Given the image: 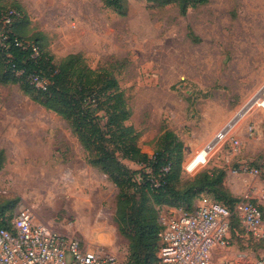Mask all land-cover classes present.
<instances>
[{
  "label": "rangeland",
  "instance_id": "obj_1",
  "mask_svg": "<svg viewBox=\"0 0 264 264\" xmlns=\"http://www.w3.org/2000/svg\"><path fill=\"white\" fill-rule=\"evenodd\" d=\"M122 2L123 11L103 0H0V6L20 5L21 28L57 63L80 53L84 63L119 79L143 152L152 157L166 129L179 135V188L201 171L226 167L224 188L239 199L251 176L233 168L264 154V143L247 133L249 122L264 124V109L249 110L264 95V0H208L186 13L177 3ZM234 122L238 150L228 139L206 164L188 169L189 159ZM122 163L137 172L147 168ZM118 193L108 175L88 162L67 119L25 94L21 82L0 84V212L12 218L23 202L37 221L129 258V239L116 219ZM202 195L230 203L209 190L195 198ZM231 233L232 246L219 248L214 264H254L264 240L248 233L237 215Z\"/></svg>",
  "mask_w": 264,
  "mask_h": 264
},
{
  "label": "trees",
  "instance_id": "obj_2",
  "mask_svg": "<svg viewBox=\"0 0 264 264\" xmlns=\"http://www.w3.org/2000/svg\"><path fill=\"white\" fill-rule=\"evenodd\" d=\"M103 1L107 6L123 11L122 0ZM148 1L159 5L177 3L181 12L186 13L190 6L208 0ZM11 8L20 10L22 14L13 24V33L34 40L41 51L32 58L29 48L11 44L9 59L0 46V84L21 82L25 94L67 119L72 132L87 152L88 162L99 167L117 185L116 219L121 233L129 239L131 264H157L156 252L162 228L159 212L162 206L191 209L194 198L209 190L217 196L227 197L230 203H223L234 208L239 199L233 198L224 188L225 168L213 167L201 171L184 188H179L177 184L184 160V142L179 135L166 129L156 139L153 156L143 152L138 144L139 132L130 123L132 111L119 79L106 68L95 69L87 65L80 53H69L57 63L38 39H30L21 28L24 13L20 5ZM9 9L0 6V17ZM15 69H24L25 72L18 76ZM31 73L47 78L46 89L30 83L28 77ZM124 159L147 168L141 172L131 170L122 163ZM129 189H133L138 197ZM1 217L5 222L7 216L4 211L0 212Z\"/></svg>",
  "mask_w": 264,
  "mask_h": 264
},
{
  "label": "built area",
  "instance_id": "obj_3",
  "mask_svg": "<svg viewBox=\"0 0 264 264\" xmlns=\"http://www.w3.org/2000/svg\"><path fill=\"white\" fill-rule=\"evenodd\" d=\"M21 11L10 8L0 17V46L10 59V45L29 48L31 57L40 54V46L34 40L24 39L13 33V24L21 17ZM11 39V41H10ZM10 41V42H9ZM18 76L24 69H15ZM29 81L37 88L46 89L47 78L31 73ZM264 109V95L256 98L253 107ZM248 110V111H249ZM237 123L227 125L208 143L196 158L203 156L198 165L206 164L213 149L231 140L233 150L241 146V140L233 135ZM232 133V134H231ZM247 133L264 143V124L249 122ZM189 169V168H188ZM235 173H245L264 179V154L259 159H245L233 168ZM158 185V183H155ZM264 185L258 196L248 189L230 208L207 195L189 209L184 206L164 205L160 208L159 248L157 264H214V254L219 248L232 246V218L242 222L246 231L264 240ZM0 218V264H131L129 258L119 256L106 246L86 242L82 238L58 231L36 220L33 209L21 202L12 218ZM254 264H264V251Z\"/></svg>",
  "mask_w": 264,
  "mask_h": 264
},
{
  "label": "crops",
  "instance_id": "obj_4",
  "mask_svg": "<svg viewBox=\"0 0 264 264\" xmlns=\"http://www.w3.org/2000/svg\"><path fill=\"white\" fill-rule=\"evenodd\" d=\"M125 160H127V161H131V160H128V159H125ZM131 162H132V161H131ZM223 168H225V170L227 171V180H228V177H230V176H229V170H228V168H226V167H223ZM250 176H251V175H250ZM258 181H259L260 183H258ZM248 182H249V186H248V188L245 190V192H247V190L250 189V190H252L254 196H258L261 187L264 185V179L256 178V177L251 176V178H248ZM231 190H232V189H231ZM245 192H244V193H245ZM244 193H243V194H244ZM262 202H263L262 204H263V206H264V201H262ZM197 203H198V198H195V199H194V205H196Z\"/></svg>",
  "mask_w": 264,
  "mask_h": 264
},
{
  "label": "bare ground",
  "instance_id": "obj_5",
  "mask_svg": "<svg viewBox=\"0 0 264 264\" xmlns=\"http://www.w3.org/2000/svg\"><path fill=\"white\" fill-rule=\"evenodd\" d=\"M197 156V155H196ZM196 156H194L193 158H190L189 159V161L187 162V166H188V168L190 169V170H194L196 167H198V164H199V160L201 159V158H203V156L202 155H200V157L199 158H196ZM199 166H201V165H199Z\"/></svg>",
  "mask_w": 264,
  "mask_h": 264
}]
</instances>
